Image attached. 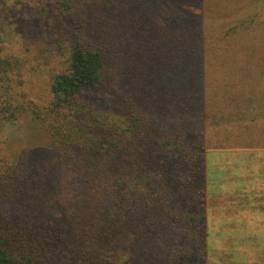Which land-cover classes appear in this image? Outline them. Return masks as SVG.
<instances>
[{"label": "trees", "instance_id": "1", "mask_svg": "<svg viewBox=\"0 0 264 264\" xmlns=\"http://www.w3.org/2000/svg\"><path fill=\"white\" fill-rule=\"evenodd\" d=\"M245 1L260 6L239 11ZM57 2L79 25L49 104L13 96L27 65L0 48V129L29 117L49 138L14 162L0 159V264H194L195 251L199 264L207 236L192 211L205 182L208 131L228 127L223 141L232 145L264 142L251 126L264 129V85L255 101L236 97L240 109L230 103L213 112L207 78L241 46L261 56L249 62L258 77L244 81L264 80V0ZM235 10L236 22L209 34L210 18ZM144 61L160 69L151 99ZM181 233L196 247L182 249Z\"/></svg>", "mask_w": 264, "mask_h": 264}, {"label": "rangeland", "instance_id": "2", "mask_svg": "<svg viewBox=\"0 0 264 264\" xmlns=\"http://www.w3.org/2000/svg\"><path fill=\"white\" fill-rule=\"evenodd\" d=\"M255 5L260 6L248 1L242 2L239 11H248ZM63 9L57 0H0V48H3L1 56L17 57L27 65L25 78L20 79L22 86L12 93L13 96L21 92L26 101L41 106L49 104L53 75L65 69L69 44L79 25L78 15H75L74 20L71 17L67 21L62 13ZM189 11L201 16V11L194 6H188L186 12ZM235 12L236 10L223 13L225 17H221L219 13L217 17L210 18L207 21L210 25L207 27L209 34L211 31H224L228 25L236 22V18H233ZM221 25L224 27H218ZM244 32L239 30L235 34L246 38ZM254 34L259 37V29L255 28ZM87 40L91 44H101L99 36H89ZM234 40L239 41V37L234 36ZM257 42V39L253 42L257 48L255 51H259ZM240 49L241 46L239 50L236 49V57L229 54L220 58L223 63L217 60L216 71L209 73L207 82L211 94L208 101L214 104L213 112L220 111L221 106L230 103L234 105L232 107L238 108L235 106L240 103L235 101L236 97L243 103L248 102L246 99L250 93L254 96L253 101L260 96L258 90L264 85L262 77L256 83L244 81L251 79L248 75L258 77L255 75L259 73H253V63L250 65L249 62L254 59V63H257L261 58L260 53L255 55ZM143 63V67L152 69L143 87L147 98L151 99L159 82L160 69H157L156 64L148 66L147 62ZM140 66L136 70L138 73L142 69ZM223 87L226 89H221ZM88 100L94 101V98L90 97ZM14 102L17 103V100L14 99ZM238 109L229 116L234 117ZM259 112L264 113V110ZM209 113L212 114L210 109ZM208 121L211 122L212 118ZM251 126L255 130H252V136L263 140L264 129L261 130L262 133L256 132L262 126L255 122ZM239 129L230 133H239ZM230 130L228 127L212 130L207 135V148L204 150L205 182L202 189L195 193L197 200L192 211L199 219V229L207 236L205 256L199 264H264V220L260 202L264 194V142L251 144L246 141L247 147L238 146L237 142L234 145L231 142L226 143L223 139ZM229 145L233 149H229ZM48 146L47 133L32 118L19 117L13 122H3L0 129V159L14 162L23 150ZM258 195L260 197L257 198ZM178 236L182 249L196 247L190 244L191 240L186 239L184 233ZM195 252L192 255L194 264L200 259L197 251Z\"/></svg>", "mask_w": 264, "mask_h": 264}, {"label": "crops", "instance_id": "3", "mask_svg": "<svg viewBox=\"0 0 264 264\" xmlns=\"http://www.w3.org/2000/svg\"><path fill=\"white\" fill-rule=\"evenodd\" d=\"M263 180H264V178H263ZM263 196H264V194H263ZM263 196H261V197H262V198H261L262 201H260V200H259V201L261 202L262 207H263V208L261 209V214L263 215V216H262V219L264 220V197H263ZM258 197H260V196L258 195L257 198H258ZM262 227L264 228V226H262Z\"/></svg>", "mask_w": 264, "mask_h": 264}]
</instances>
